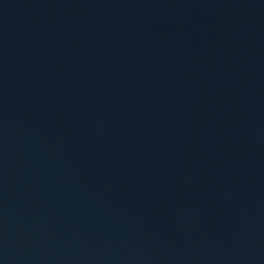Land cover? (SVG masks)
<instances>
[{
  "label": "water",
  "instance_id": "water-1",
  "mask_svg": "<svg viewBox=\"0 0 264 264\" xmlns=\"http://www.w3.org/2000/svg\"><path fill=\"white\" fill-rule=\"evenodd\" d=\"M0 264H264V0H0Z\"/></svg>",
  "mask_w": 264,
  "mask_h": 264
}]
</instances>
